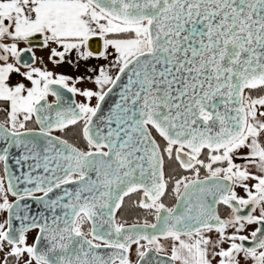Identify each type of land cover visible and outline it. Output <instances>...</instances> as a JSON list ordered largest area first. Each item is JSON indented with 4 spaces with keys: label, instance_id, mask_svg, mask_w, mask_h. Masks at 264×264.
Wrapping results in <instances>:
<instances>
[{
    "label": "snow or ice",
    "instance_id": "1",
    "mask_svg": "<svg viewBox=\"0 0 264 264\" xmlns=\"http://www.w3.org/2000/svg\"><path fill=\"white\" fill-rule=\"evenodd\" d=\"M0 264H264V0H0Z\"/></svg>",
    "mask_w": 264,
    "mask_h": 264
},
{
    "label": "flooded vegetation",
    "instance_id": "2",
    "mask_svg": "<svg viewBox=\"0 0 264 264\" xmlns=\"http://www.w3.org/2000/svg\"><path fill=\"white\" fill-rule=\"evenodd\" d=\"M149 219H151V217H149Z\"/></svg>",
    "mask_w": 264,
    "mask_h": 264
}]
</instances>
